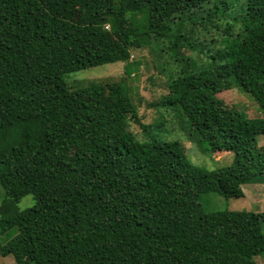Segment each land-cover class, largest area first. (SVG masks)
Masks as SVG:
<instances>
[{
	"label": "trees",
	"instance_id": "16d2710c",
	"mask_svg": "<svg viewBox=\"0 0 264 264\" xmlns=\"http://www.w3.org/2000/svg\"><path fill=\"white\" fill-rule=\"evenodd\" d=\"M145 48L167 89L152 125L128 84L140 63L131 53ZM115 63L118 82L69 83ZM233 90L264 117V0H0V257L258 264L264 212L203 213L199 203L211 193L242 199L244 186L264 183V118L224 106L217 95ZM173 121L186 138H159ZM187 141L232 161L199 169ZM26 196L35 204L20 210Z\"/></svg>",
	"mask_w": 264,
	"mask_h": 264
},
{
	"label": "rangeland",
	"instance_id": "374dc122",
	"mask_svg": "<svg viewBox=\"0 0 264 264\" xmlns=\"http://www.w3.org/2000/svg\"><path fill=\"white\" fill-rule=\"evenodd\" d=\"M206 37V46L207 38ZM204 37H202L203 39ZM219 46V45H218ZM217 45H214L212 52L218 49ZM186 56H191L199 62H205V54H197L196 52H190L186 49ZM132 60H138L139 67L137 73V79L134 82L128 81L131 87H133V94L131 95L134 98L135 104L137 105L138 116L141 122L145 125L152 123L158 117V114L155 112V109L152 107L153 104L157 103L161 97L167 95L166 81L164 76L158 73V70L155 69L156 65L155 55L147 48L142 49L136 53H131ZM123 63H115L110 65H105L102 67L91 68L87 71L71 74L73 75V80L69 83L72 84H86L90 81L98 82H118L124 76L123 75ZM70 75V76H71ZM224 106L228 108H234L243 112L250 119H260L264 118L260 115L256 104L252 103L248 98H246L240 91L233 90L232 92H227L226 94L217 95ZM248 97V96H247ZM255 104V105H254ZM176 124V127L173 125ZM173 123L165 124L159 131L158 137L161 139H177L178 136L181 139L186 138V124H181L180 122L173 121ZM131 129L136 132L137 137L141 139L144 138L142 132L139 131V128L136 124L131 123ZM180 140V139H178ZM181 142V140H180ZM184 149L189 157V162L203 170H216L219 168L227 167L232 161V154L226 155H214L215 157L208 156L206 154H201L198 152V149L190 148L189 141L184 142ZM258 147L261 152L264 153V136L258 138ZM244 197L242 199H229L225 200L224 198L218 197L215 194H203L200 197V208L203 213H208L212 211H252L255 213L264 212V183H253L243 187ZM4 198V192L0 188V202ZM35 204L32 196H26L22 198L17 206L20 210L31 208ZM262 231L264 232V222L261 223ZM16 234V229H13L9 234L3 239L7 241L10 237ZM258 264H264V259L257 257ZM0 264H16L11 256L0 257Z\"/></svg>",
	"mask_w": 264,
	"mask_h": 264
}]
</instances>
